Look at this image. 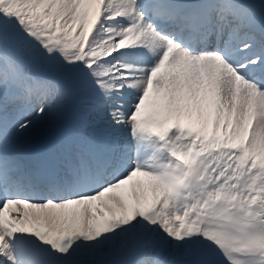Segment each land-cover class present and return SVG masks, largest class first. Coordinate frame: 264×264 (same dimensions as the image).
<instances>
[{"label": "snow or ice", "instance_id": "1", "mask_svg": "<svg viewBox=\"0 0 264 264\" xmlns=\"http://www.w3.org/2000/svg\"><path fill=\"white\" fill-rule=\"evenodd\" d=\"M0 264H264V0H0Z\"/></svg>", "mask_w": 264, "mask_h": 264}]
</instances>
